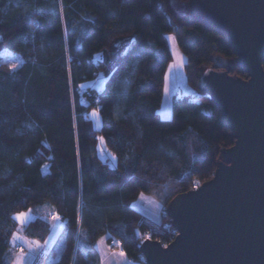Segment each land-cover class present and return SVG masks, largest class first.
Listing matches in <instances>:
<instances>
[{"label":"trees","instance_id":"16d2710c","mask_svg":"<svg viewBox=\"0 0 264 264\" xmlns=\"http://www.w3.org/2000/svg\"><path fill=\"white\" fill-rule=\"evenodd\" d=\"M169 33L196 92L176 97L162 119ZM2 48L23 64L0 62V264H9L15 216L29 210L38 215L23 228L31 240L46 241L53 214L66 222L55 264H97L95 243L108 234L133 264H146L145 233L165 246L174 240L169 203L211 180L236 141L201 91L203 73L226 64L249 79L231 43L172 0H0ZM100 74L102 90L85 85ZM100 137L115 162L101 157ZM142 194L160 202L162 223L132 207Z\"/></svg>","mask_w":264,"mask_h":264},{"label":"water","instance_id":"95a60500","mask_svg":"<svg viewBox=\"0 0 264 264\" xmlns=\"http://www.w3.org/2000/svg\"><path fill=\"white\" fill-rule=\"evenodd\" d=\"M187 4L228 39L249 79L231 75L230 64L201 76L236 141L222 149L211 180L169 203L174 240L147 239L140 250L146 264H264V0Z\"/></svg>","mask_w":264,"mask_h":264},{"label":"rangeland","instance_id":"374dc122","mask_svg":"<svg viewBox=\"0 0 264 264\" xmlns=\"http://www.w3.org/2000/svg\"><path fill=\"white\" fill-rule=\"evenodd\" d=\"M187 1L188 0H172V3L178 11L187 13L191 16V10L187 4ZM170 37L175 38V36L172 33H169L167 35L169 48L172 53V62L169 65L165 76V82L163 88V101H162L161 109L159 111L162 119H167L172 115L173 100L176 97H180L186 94H194V92H196L192 90L187 84L186 75L184 71L185 57L177 45L176 38L173 42V40L170 39ZM132 41L133 39L131 38L125 40V42L129 44ZM0 62L8 63L11 67L13 64H15L16 66L15 69H17L23 64V58L20 54L8 48H2L0 49ZM170 66L173 67L170 68ZM105 81H106L105 76L103 74H100L95 80L86 82L85 85L95 87L98 90H102L104 88ZM92 121L96 129H99L101 127L100 115H99V120L92 117ZM104 148H105L104 154H101L100 144L98 145V149L101 157L103 159H108L111 163L115 162V159H112L114 155L108 150L105 144H104ZM14 235L23 239L22 229L19 227ZM22 239L14 240L12 238V248L7 254L8 261H10L12 257L17 258L20 255L19 252L21 250H17L14 246H16V244L19 245L20 243H22ZM61 246L62 244L60 246L57 245V248L55 249V254L54 252L53 253L51 252V257H53V260H56L59 257L61 252Z\"/></svg>","mask_w":264,"mask_h":264},{"label":"crops","instance_id":"0c3cea01","mask_svg":"<svg viewBox=\"0 0 264 264\" xmlns=\"http://www.w3.org/2000/svg\"><path fill=\"white\" fill-rule=\"evenodd\" d=\"M170 117H168L167 119H169ZM141 197H143V199H141ZM132 207L136 211H138L142 215H144L146 218L151 220L152 222H154L156 224L162 223V205L154 197L142 194V195H140L138 200L133 203ZM28 212L29 211L23 212V213H28ZM37 216L38 215L36 213L31 211V213H30L31 218L25 224L21 225L20 222L17 221L19 224V227L22 229L23 239H22V243H20L19 245L16 244V246H14V247L15 248L21 247L23 249V251L25 253H27V256L25 258V264H33L36 261V259L38 257H40L42 254L48 255V258H47L45 264H55V262L57 261V259L59 257L56 260H53V257H51V252L52 253L54 252V254H55V249L57 248V245L60 246L61 244H62V246H61V251H62L63 245H64L63 235H64V231H65V227H66V222L61 220V219L59 221H54L50 218L51 231H50L48 238L46 239V241H48V243L45 245V242H43V243L39 242L41 247L38 249H35L32 252H29L28 251L29 246L34 247V245H29L28 242L36 241V240L28 239L23 233V228L27 224L32 222L34 219H36ZM109 236L110 235L108 234V235L100 238L95 243L94 252L98 258L97 264H133V261L130 258H128L124 252L123 253L125 255L123 257H121L119 255V253L121 251L112 250L109 247V241H108ZM19 254H21V251L19 252ZM60 254H61V252H60ZM15 261H16V258L12 257L11 260L8 262H9V264H15Z\"/></svg>","mask_w":264,"mask_h":264},{"label":"snow or ice","instance_id":"6c2138e0","mask_svg":"<svg viewBox=\"0 0 264 264\" xmlns=\"http://www.w3.org/2000/svg\"><path fill=\"white\" fill-rule=\"evenodd\" d=\"M49 11H50V10H49ZM170 39H172L173 42H174V40H175L174 37H170ZM15 67H16L15 64H13V65H12V69L15 70ZM171 67H173V66H170V68H171ZM81 87H83V85H81ZM166 90H167V89H166ZM99 115H100V113H99L98 110H97V111H93V112L91 113V116H92L93 118L97 119V120H99ZM99 144H100V152H101V154H104V151H105L104 144H105V142H104V138H103V137H100V138H99ZM112 159H115V156H113ZM141 199H143V197H141ZM30 213H31V210H29L28 213H23V212H22V213H19V214L15 217V219H16L17 221H19L21 225H23V224H25V223L31 218V217H30ZM51 219L54 220V221H59V220H60V217H59L58 215L53 214L52 217H51ZM13 239L16 240V239H22V238L17 237V236L14 235V236H13ZM28 243H29V245H34V247L29 246V248H28V251H29V252H32V251H34L35 249H38V248L41 247V245L39 244L38 241H31V242H28ZM47 243H48V241H45V245H46ZM119 255H120L121 257H123L125 254H124L123 252H120ZM26 256H27V253H25V252L23 251V249H21V254L16 258L15 264H25V258H26Z\"/></svg>","mask_w":264,"mask_h":264},{"label":"built area","instance_id":"2783aa9c","mask_svg":"<svg viewBox=\"0 0 264 264\" xmlns=\"http://www.w3.org/2000/svg\"><path fill=\"white\" fill-rule=\"evenodd\" d=\"M200 186H201V184L198 181L194 182V189H196V188H198ZM176 234H177V232H176ZM147 239H151V233L150 232L145 233L144 238H143V240L141 242L144 243V241H146ZM109 247L112 250H118V251L123 252V250L121 249V242L119 240H117V239L110 240L109 241ZM16 249L17 250H21V248H19V247H17Z\"/></svg>","mask_w":264,"mask_h":264}]
</instances>
